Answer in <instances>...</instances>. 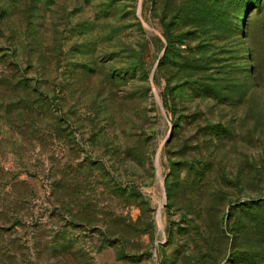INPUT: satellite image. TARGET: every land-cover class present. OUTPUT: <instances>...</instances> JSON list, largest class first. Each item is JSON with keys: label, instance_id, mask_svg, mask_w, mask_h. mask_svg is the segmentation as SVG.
<instances>
[{"label": "rangeland", "instance_id": "1", "mask_svg": "<svg viewBox=\"0 0 264 264\" xmlns=\"http://www.w3.org/2000/svg\"><path fill=\"white\" fill-rule=\"evenodd\" d=\"M164 32L200 65L159 64ZM248 200L264 0H0V264H244Z\"/></svg>", "mask_w": 264, "mask_h": 264}, {"label": "trees", "instance_id": "2", "mask_svg": "<svg viewBox=\"0 0 264 264\" xmlns=\"http://www.w3.org/2000/svg\"><path fill=\"white\" fill-rule=\"evenodd\" d=\"M163 37L166 43L163 48L161 60H159V64L162 62H166V61H172L175 57H179L181 61L184 63V68H186L185 71L188 68L190 69L193 68L189 64H193L196 66L200 65L201 63L200 59H196V60L191 59V57H189L188 55H181V56L177 55V52H175V49L173 46V42L170 40V37L168 36L166 32L163 33ZM198 69H201V67H198ZM171 78L172 76L169 77V75L166 74L165 86H164V89H165L164 105L166 107H168L169 101H172L173 95H174L173 94L174 88H173V85L170 83ZM183 85H185L186 88L192 93L194 92L197 93L196 95L204 94V95L212 96V97H216L218 95L217 84L215 82H205L201 80L200 77L199 79L191 78L190 80H188V78H184ZM212 127H213L212 129L215 130V131L213 130L215 133L217 132L216 130L219 129L218 125H215V124L212 125ZM170 164H171V167L174 168L173 162L170 161ZM183 165H185V166H182L185 169V173L182 178L178 176V183L181 184L182 182L187 181V184L191 185L193 183V179H199V181H201L206 168H203V166L196 167L194 165H190V166L189 165L186 166V164H183ZM190 172L192 173V177L189 180ZM173 188L174 187L170 186V182L166 184L165 189H166L167 197H170V192H172ZM249 202H250L249 200L245 201L244 206L252 208L253 211L248 216L250 220H248V222L245 225H242L243 230H244L243 238L247 242L252 241V239L254 238V244L257 247L254 248L255 246H250L247 249L237 251L233 255L234 263L264 264V202H262V204L260 205L257 204V202H253V203L252 202L249 203ZM241 209H244V208L241 207ZM252 225H255V226L252 227ZM251 230H254V232H252ZM248 232L251 233V236L249 235Z\"/></svg>", "mask_w": 264, "mask_h": 264}]
</instances>
